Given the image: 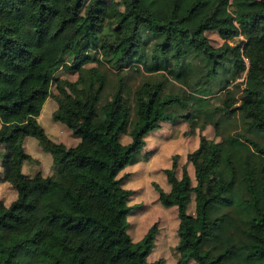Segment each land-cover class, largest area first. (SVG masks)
<instances>
[{
	"label": "trees",
	"instance_id": "obj_1",
	"mask_svg": "<svg viewBox=\"0 0 264 264\" xmlns=\"http://www.w3.org/2000/svg\"><path fill=\"white\" fill-rule=\"evenodd\" d=\"M210 33L223 41L220 47L211 45ZM65 65L76 81L56 76ZM49 98L57 105L54 122L71 132L75 146L53 141L38 122ZM176 121L188 124L187 137L211 126L221 139L199 133L182 169L174 155L163 171L169 190L152 184L161 206L177 209L179 262L264 264V208L252 173L245 174L241 200L224 205L236 173L232 138L248 145L255 164L264 158V0H0V181L15 191L8 206L0 204V264H13L14 253L31 243L48 254L41 231L15 239L4 234L24 221L21 210L44 186L70 202L47 215L69 233L93 234L115 255L107 264H161L148 262L157 224L137 242L129 234L134 207L123 184L126 170L153 153L146 138ZM28 138L50 155L53 174L24 172L39 165L25 150ZM83 161L105 170L93 192L108 197V217L59 178L66 165ZM224 167L226 179L208 178ZM261 194L264 199V169ZM224 210L248 219L250 242L227 246L211 230ZM62 245L68 257L53 256L51 264H86L81 242L67 238Z\"/></svg>",
	"mask_w": 264,
	"mask_h": 264
},
{
	"label": "rangeland",
	"instance_id": "obj_2",
	"mask_svg": "<svg viewBox=\"0 0 264 264\" xmlns=\"http://www.w3.org/2000/svg\"><path fill=\"white\" fill-rule=\"evenodd\" d=\"M208 38L211 45L215 48L223 44V41L215 33L208 34ZM240 40L241 38H237L231 41L230 45L234 46ZM94 66L95 64L93 63L86 65L87 68ZM56 76L71 82L77 80V75L73 72L71 73V67L68 65L63 66ZM136 81H132V84H136ZM51 89L52 94H57L54 85H52ZM238 91L236 89V92ZM56 107L57 105L53 98H49L42 109L38 122L55 142L62 143L68 147L75 146L77 140L71 132L53 120ZM188 130V124L176 121L173 124L164 126L157 135L153 137L150 135L146 139L149 141L148 144L154 145L153 153H143L141 161L126 170L129 178L123 185L132 192L128 203L134 207L129 217V234L132 240L135 242L139 241L151 226L157 224L158 233L155 239V247L148 257V262L150 263L160 261L161 264H181L176 250L179 242L177 209L163 208L159 202L158 193L154 190L152 184L157 183L162 189L169 190L163 171L171 165L172 156L174 155L180 157L178 168L182 169L187 152H193L197 149L199 133L210 140H221L216 138L215 131L211 126L207 127L203 132L196 131L195 135L189 137L185 135ZM128 141L127 136L121 138L122 144H126ZM231 142L236 173L232 187L226 195L227 203L224 205L230 207V204L234 205L241 200L245 193V174L250 172L255 179V190L259 204L264 208V199L261 194V171L264 169V158L257 156V163L255 164L253 152L246 143L235 138H232ZM24 147L26 152L39 163V165H26L24 167L26 174H35L40 168L45 176L53 174L51 171V157L42 150L37 140L28 138ZM222 153L226 155V149H223ZM204 160L205 157L202 156L199 163ZM226 172L227 169L224 167L219 171L211 172L208 178H214L216 181L226 179ZM104 173V168L99 164L83 161L66 165L59 178L62 182L80 189L90 205L99 209L104 216L108 217L112 212L108 197L95 195L93 192L95 183L103 179ZM190 174L194 181L192 167ZM14 197L15 191L12 187L0 181V204L8 206ZM69 206V200L65 198L60 190L52 186L42 187L40 196L33 200L31 206L21 210L24 221L8 228L4 231V234L11 239H15L28 237L35 231H41L48 236V240L45 242V249L48 254L39 252L34 244L31 243L26 249L17 250L14 253L13 264H51L53 256L67 258L69 255L68 251L62 245V240L67 238L74 242H81L84 245L83 258L86 264H107L115 258V255L90 232L69 233L59 219L47 215L50 210L56 207L66 209ZM187 213L189 215L194 213L193 199L188 204ZM248 228L249 222L247 218L231 215L229 211L224 210L223 218L218 228H211V230L219 235L227 246H241L250 242V238L246 234ZM126 264L134 263L127 262ZM185 264L195 263L188 262Z\"/></svg>",
	"mask_w": 264,
	"mask_h": 264
},
{
	"label": "crops",
	"instance_id": "obj_3",
	"mask_svg": "<svg viewBox=\"0 0 264 264\" xmlns=\"http://www.w3.org/2000/svg\"><path fill=\"white\" fill-rule=\"evenodd\" d=\"M53 141H54V139H53Z\"/></svg>",
	"mask_w": 264,
	"mask_h": 264
}]
</instances>
